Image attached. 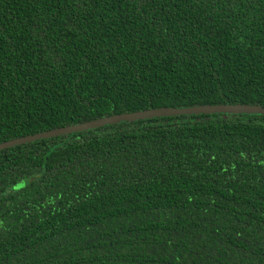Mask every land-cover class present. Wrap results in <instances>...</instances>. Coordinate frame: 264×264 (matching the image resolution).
Returning a JSON list of instances; mask_svg holds the SVG:
<instances>
[{"label": "trees", "instance_id": "trees-1", "mask_svg": "<svg viewBox=\"0 0 264 264\" xmlns=\"http://www.w3.org/2000/svg\"><path fill=\"white\" fill-rule=\"evenodd\" d=\"M216 104L264 107V0H0V143ZM0 264H264V115L0 150Z\"/></svg>", "mask_w": 264, "mask_h": 264}, {"label": "water", "instance_id": "water-1", "mask_svg": "<svg viewBox=\"0 0 264 264\" xmlns=\"http://www.w3.org/2000/svg\"><path fill=\"white\" fill-rule=\"evenodd\" d=\"M214 113H236V114L247 113V114L264 115V107L257 105L216 104V105H198V106L180 107V108L161 107L156 109H146V110L129 112V113L113 114L110 116L94 119L91 121L50 129L47 131L7 140L0 143V150L33 142L39 139H46V138L57 137L74 132H80L105 125L119 123L121 121H133V120L147 119L152 117L192 115V114H214Z\"/></svg>", "mask_w": 264, "mask_h": 264}]
</instances>
